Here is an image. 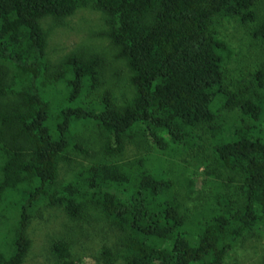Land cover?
I'll return each instance as SVG.
<instances>
[{
	"label": "trees",
	"instance_id": "trees-1",
	"mask_svg": "<svg viewBox=\"0 0 264 264\" xmlns=\"http://www.w3.org/2000/svg\"><path fill=\"white\" fill-rule=\"evenodd\" d=\"M256 1L0 0V264L25 262L27 227L43 204L72 220L92 212L115 229L120 243L116 253L103 247L105 264H224L240 241L264 235V59L250 68L251 87L233 84L231 47L218 31L227 20L255 24ZM91 3L106 16L134 97L118 106L106 94L99 112L61 109L52 135L41 20L61 23ZM252 33L264 41V21ZM61 64L53 78L69 77L71 104L102 83L99 55L73 53ZM82 120L98 125L105 157L93 161L92 153L60 184L71 126ZM127 143L169 154L204 148L227 180L192 213L176 190L192 188L189 177L181 180L183 166L170 162L168 172L150 154L125 160ZM12 210L16 222L4 239ZM53 253L56 264H76L66 240L54 242Z\"/></svg>",
	"mask_w": 264,
	"mask_h": 264
},
{
	"label": "rangeland",
	"instance_id": "rangeland-1",
	"mask_svg": "<svg viewBox=\"0 0 264 264\" xmlns=\"http://www.w3.org/2000/svg\"><path fill=\"white\" fill-rule=\"evenodd\" d=\"M255 11V24L242 25L236 20H227L218 28L220 35L231 47L230 57L233 58L229 66L231 81L233 84L240 83L247 88L251 87L252 81L249 76L250 68L264 59V41L254 38L252 33L255 26L264 21V0L256 1ZM41 24L47 33L46 52L49 69L45 83L51 99L52 112L49 126L52 135H57L56 127L59 119L55 120V117L61 109L81 107L99 112L100 103L103 102L106 94H109L113 103L118 106H123L133 99L135 90L129 81V70L125 61L118 57L117 49L111 41L105 14L94 3L77 10L61 23L45 18L41 20ZM73 53H84L86 57L99 55L103 65V76L102 83L88 90L87 94L80 96L71 104L67 100L68 93L64 90L66 87L64 83L69 77L58 82H55L53 77L63 70L60 67L64 57ZM52 83L54 85H51ZM235 116L236 114H231L228 118L233 120ZM71 130L72 145L67 152L65 162L60 164V184L68 181L70 175L74 179L79 165L87 166L92 160L102 161L105 157V138L94 121H73ZM148 145L140 150L135 144L127 143L124 159L133 160L141 154H150L152 161L156 162L155 166L159 167L160 162L168 172L171 171L170 162H177L183 166L184 174L181 180H185L182 177H189V185L192 188L181 189L179 185L176 190L178 192L182 190L185 205L192 213L203 210L202 207L215 191L217 183L227 180L220 168L210 160V152L204 148L192 146L187 152L182 150V153L169 154L159 152L152 143ZM76 146L84 149L85 152H80ZM94 152L95 158L91 160ZM183 184L186 185L187 181ZM230 191L234 192L235 189L231 188ZM15 216L12 210L8 224L3 230L4 239L7 233L10 234L11 225L16 222ZM27 235L31 239V248L23 264H56L53 244L58 240L71 243L76 264H105L103 247H109L113 253H116L120 243L119 233L107 222L93 216L92 212L84 214L78 220H72L62 208H48L44 204L33 211L27 227ZM112 264L125 263L117 259ZM224 264H264V235L248 237L240 241Z\"/></svg>",
	"mask_w": 264,
	"mask_h": 264
}]
</instances>
